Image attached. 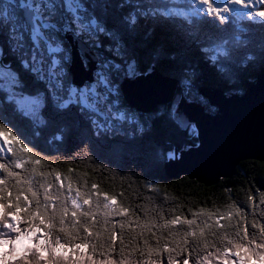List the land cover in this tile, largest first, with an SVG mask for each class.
Returning a JSON list of instances; mask_svg holds the SVG:
<instances>
[{"label": "trees", "instance_id": "obj_1", "mask_svg": "<svg viewBox=\"0 0 264 264\" xmlns=\"http://www.w3.org/2000/svg\"><path fill=\"white\" fill-rule=\"evenodd\" d=\"M8 1L10 0L2 1L4 7L0 8V12L8 11L11 14L15 5L12 2L9 5ZM18 2L19 0H16V3ZM134 2L147 10L168 8L190 11V8L187 7V0L175 4L165 3V0H111V8L108 10L112 11L115 6L114 10L117 15L118 8V17L121 22H124L128 13L126 8L131 9V4ZM259 6L264 10V6ZM15 11L23 16L19 9H15ZM226 15L229 16V14ZM97 17L98 23L106 29L105 33L113 32L112 25L106 18ZM137 18H139V22L136 25H129L128 32L129 34L136 33L138 38L145 41V44L137 45L138 48L131 47V50L120 45L119 53H117V48H110L114 47V44L118 46L117 43L113 44L114 41L112 42L102 35L106 44L110 46L103 47L111 53V58L118 62L121 60L123 67L131 65L135 70L137 69L138 74H143L149 67L155 65L163 76L179 81L176 96H183L184 85H188L190 92L186 91L187 96L185 95L184 98L204 106L210 114L216 113L217 109L210 107L199 96L198 88L221 90L227 96H242L247 88L256 82L260 71L264 69V48L257 40L259 38L258 31L264 36V23H260L259 18H256L254 22L252 19L242 16L240 17L243 18L241 23L235 28L234 26L220 25L217 19L216 21L210 19L212 17L207 21L204 17L203 19L193 18L191 22H186L182 18L163 17L157 13L156 15L149 14L147 17L139 15ZM142 18L143 20L140 21ZM162 22L166 23L170 31L163 27ZM11 29L12 22L0 17V46L4 47L6 41L14 43V40L10 39ZM71 33L74 35V32L71 31ZM163 35L168 37L171 44L170 46L164 45L162 49L158 50L157 44ZM26 36L24 38H27ZM76 37L84 40L81 35ZM59 39L68 50L67 52H70L64 34ZM119 40H123L122 36ZM173 43L179 45L177 44L178 46L175 48ZM29 45L25 41V46L30 50L31 45ZM89 48L99 59V54L90 46ZM155 54L164 55L162 63H160L161 66L158 65ZM176 58H179V61L172 63V66L165 65L167 61H174ZM178 64L181 69L176 67ZM17 67L12 66L15 71H17ZM68 67L69 64L66 66L67 72ZM67 74L68 85L71 83V78L69 73ZM125 75V72L124 74L117 73L114 77L117 94L115 101L117 108H120L127 117L130 116L136 120L131 129L125 126V123L120 127V122H117L118 126L112 124L115 126L112 130L98 129L82 114L79 105L71 106L66 112L74 111L76 116L58 112L60 116H57L52 112L49 124L43 126L45 128H36L30 119L23 118L14 111V105L7 99V95L0 92V124L9 128L17 139L31 149L30 153H18L16 156L7 152L0 153V163H5L11 170L19 173L21 180L25 177L31 178V169L36 168V187H39V182H42L40 173H47V179L55 185L49 189V192L53 195L52 203L57 207L60 201L69 195V183L73 188L72 196H75L77 189L82 193L92 192L91 186L96 184L101 192L115 195L117 204L130 210L127 216L109 217L111 223L116 225L117 240L113 249H97L93 255L96 264H107L109 259L113 261V264H119V261L125 257L128 258L126 264L129 260L131 264H145V261H150V264H169V259L172 264H175L176 261L180 259L184 261L185 258L189 263H194L198 259H203V256L209 251L215 254V258L209 257L211 262L215 263L221 259L216 253V249L222 247L220 236L225 231L234 232L238 225L244 226L247 223L249 230L258 234V229H252L251 223L253 221H257L258 225L264 223V203H261V198H264V162H242L229 179L220 180L216 185L210 187L187 177H180L176 180L168 179L163 167L167 155L172 154L174 150L182 151L192 147L197 142L196 138L189 133V130H181L173 121L170 105L158 107L148 115L132 110L123 101L119 89L118 79ZM93 77L95 82V73ZM45 88L47 93L44 91ZM52 88L54 89L55 86ZM38 90L39 93L44 91L47 96L49 95L50 89L45 87V82H41ZM100 101L104 102L102 97ZM102 108L104 109H100V112L107 115L110 120L117 114L114 110H109L111 107L108 103H104ZM164 109L169 110L165 111ZM158 111L162 112L161 120L153 127L148 118L153 117L151 115ZM114 122L116 123V121ZM125 122L128 121L125 120ZM137 124L146 127L144 135L136 130ZM66 125L71 130L62 132ZM57 135H61L62 138L56 139ZM0 143L7 146L14 144L15 141L7 138L6 133L0 131ZM33 154L40 159L39 165L30 160L23 168L15 167V161L21 155L27 158ZM56 174L62 177V182L55 180ZM0 178L8 182L4 195L5 203L9 204L10 215L12 211L16 210L11 206L18 191L15 187L16 181L7 177L3 172H0ZM57 190L62 193L60 201L55 199ZM25 194L30 197L29 193ZM38 198L43 202V189H40ZM100 199L102 200L103 196ZM21 201H23V197H21ZM67 206L69 209L71 208L70 200L67 201ZM83 207L86 209L88 206L84 205ZM239 211H243L245 217H241ZM0 212L2 213L3 210L0 209ZM224 213L227 215L222 216L221 214ZM208 214L212 215L211 220H208ZM19 215L23 218L26 213L20 212ZM161 215L164 217L163 220L160 219ZM176 216H180L182 220L196 218L197 224L208 220L213 228L206 229L205 239L215 244V247L210 246L202 251L203 243L199 242V246H197L198 242L194 238L188 237L190 243L187 246L181 245L186 247L187 251L177 255L176 251H172V249L176 247L177 242L183 241V233L192 229H189L186 224H169L168 228L162 227ZM98 218L102 220V214ZM217 219L220 220L219 225L215 223ZM70 220L71 213L69 212L66 222H70ZM121 222H125L123 229L119 226ZM145 222L151 229L150 231L141 227ZM35 223H39V221H35ZM221 225H225L226 228ZM19 227L26 228L27 224L20 223ZM98 230L103 231L99 226ZM53 231L57 230L53 229ZM172 232H177L178 235L173 237ZM213 232L215 235L212 234ZM153 233L156 235L154 236ZM11 235L14 237L15 234ZM57 235L63 236L58 232ZM145 241H147V245ZM164 247L169 248V252H164L162 250ZM121 248L124 249L123 252L120 251ZM149 248L160 249L159 254L157 255L155 251L149 253ZM193 248L196 250L192 251ZM140 249H143V254ZM86 251L91 253V248Z\"/></svg>", "mask_w": 264, "mask_h": 264}, {"label": "snow or ice", "instance_id": "obj_2", "mask_svg": "<svg viewBox=\"0 0 264 264\" xmlns=\"http://www.w3.org/2000/svg\"><path fill=\"white\" fill-rule=\"evenodd\" d=\"M15 5L11 14L8 11L0 12V17L12 22V36L16 43L9 47V52L12 54L20 52L17 60L22 69L37 75L38 79L46 80L51 77L56 87L53 89L49 85V95L47 98L43 94H26L22 91L23 84L19 79L18 73L12 68L11 63L0 65V92L7 93V99L14 102V111L21 117L26 119H38L40 124H45V117L37 111L45 106L46 99H51L53 108L58 113H66L70 106L80 105L81 110H89L97 112V104L100 99L107 101L109 96L114 94V88L109 78V73L112 70H118L119 65L113 64L110 61L104 60L98 66L96 73V81L82 89L75 86L65 87L64 73L62 71V61H67V50L63 42L55 33H68L73 31L74 35L80 36L85 30L92 32H105L106 29L98 23V17L94 9L99 5L92 4V11L83 2V0H11ZM184 0H165V3H183ZM257 2L264 6V0H187V7L190 11L180 9L157 8L152 9L151 14L159 13L163 17L182 18L186 22H191L193 18L203 19L205 16H214L221 22H228V16L225 14L237 13L254 22L259 18L260 23H264V10L256 7ZM237 6V7H233ZM15 9H19L21 16ZM251 9V10H249ZM63 13L71 17V25L65 21L63 27L58 23L52 22L53 17L64 19ZM145 15L149 13H144ZM137 16L132 15L128 19L129 24H135ZM27 35L31 41V57L27 58V53L22 51L25 47L23 43L24 36ZM112 35V33H109ZM120 45L117 46L119 53ZM207 51V50H205ZM5 49L0 46V58L4 56ZM39 54V58H38ZM48 57L47 74H45V59ZM214 58V57H213ZM131 68V65H129ZM187 83V81H185ZM110 110V109H109ZM107 119V117H106ZM112 119H118L121 122L129 119L124 113L115 114ZM96 127H102L95 120L92 121ZM71 129L66 125L62 132H68ZM0 131L6 133L7 138L15 141L14 144L5 146L0 143V153H11L16 156L18 153H30V147L17 139L9 128L0 124ZM61 135H57L56 139H61ZM18 146V147H17ZM34 161L36 165L41 163L36 156L30 155L25 158L21 155L15 161L17 169L23 168L29 161ZM0 172L6 174L7 177L13 178L16 181L15 187L18 191L12 202V207L16 210L9 215V204L5 203V189L8 182L0 178V209L3 210L0 214V264H96L93 255L98 248L113 249L117 240L118 234L115 232L116 225L111 223L109 217L127 216L129 209L117 204V197L107 192H101L98 185L93 184L92 192H81L76 190L75 196L71 195L73 191L72 184H68L69 195L60 201L62 193L57 190L55 199L60 201L59 206L52 203L53 195L49 189L55 185L47 179V173H40L42 182H39V187H36L35 174L36 168H32L30 177H25L21 180L19 173L11 170L5 163H0ZM71 179V178H65ZM55 180L62 182V177L56 174ZM40 189H43V202L38 198ZM25 193H29L26 195ZM11 196V193H9ZM95 196V199H93ZM103 196L101 200L100 197ZM23 197V201H21ZM71 201V208L67 206V201ZM82 201V203H81ZM261 203H264V198H261ZM34 204V207H33ZM87 205L85 209L83 206ZM115 205V207H113ZM50 208L52 209L50 211ZM24 212L26 215L21 218L19 213ZM69 212L71 213L70 222H66ZM102 214L103 219L98 217ZM222 216L227 213L221 214ZM241 217H245L243 211H239ZM163 220V215L160 216ZM212 219V215L208 214V220ZM208 220L197 224V219H181L176 216L168 223L162 225L168 228L170 225L186 224L191 231L183 233L184 239L182 242H177L176 247L172 251H176L177 255L187 251L186 247L190 241L188 237L194 238L196 242L203 243V249L215 247V244L205 239L206 229H212L213 225L208 223ZM39 221V223H35ZM58 221V223H57ZM20 223L27 224L26 228L19 227ZM125 222L120 223V228L123 229ZM220 224V220L215 221ZM111 224V227L109 225ZM99 228L103 231L98 230ZM195 226V228H193ZM141 227L151 230L147 222ZM221 227L226 228L225 225ZM252 229H258L257 232H252L247 227L237 226L234 232L225 231L220 236V244L222 247L216 249L223 260V264H229L231 254L237 258L238 264H255L259 261L264 264V223L258 225L257 221L251 223ZM53 229L57 231L54 232ZM82 229V232H81ZM2 230H7V234ZM197 230H199L197 232ZM58 233L63 234L61 237ZM243 233V234H241ZM10 234H15L11 237ZM215 235V233H212ZM8 238H5V236ZM155 236L156 233H153ZM173 237L177 236V232H172ZM79 241V242H77ZM123 243V240H121ZM147 245V241H145ZM10 246V247H9ZM7 248V250H5ZM91 248V253L86 250ZM164 252H169V248L164 247ZM196 249L193 248L192 251ZM124 251L123 248L120 249ZM153 251L159 254L160 249L149 248V253ZM143 254V249H140ZM209 257L215 258V254L211 251L203 256V261L197 260L195 264H212ZM127 257L121 259L119 264H126ZM233 261L232 264H237ZM107 264H113L111 259ZM131 264V261H128ZM145 264H150V261H145ZM169 264H172L169 259ZM183 264H189L185 259Z\"/></svg>", "mask_w": 264, "mask_h": 264}, {"label": "water", "instance_id": "obj_3", "mask_svg": "<svg viewBox=\"0 0 264 264\" xmlns=\"http://www.w3.org/2000/svg\"><path fill=\"white\" fill-rule=\"evenodd\" d=\"M64 38L70 47L71 84L79 88L86 82L93 83L99 62L96 54L83 47L71 33H65ZM118 82L123 101L143 115L170 105L179 88V81L163 76L155 65L137 76H121ZM197 92L217 111L210 114L199 103L185 104L184 98H179L171 117L181 130L191 126L197 143L167 155L163 165L166 177L174 180L187 177L210 187L229 179L242 162L263 163L264 69L242 96H227L206 87L198 88Z\"/></svg>", "mask_w": 264, "mask_h": 264}, {"label": "rangeland", "instance_id": "obj_4", "mask_svg": "<svg viewBox=\"0 0 264 264\" xmlns=\"http://www.w3.org/2000/svg\"><path fill=\"white\" fill-rule=\"evenodd\" d=\"M4 0H0V8L4 7V3L2 2ZM83 2L89 7L90 11H92V4H96V5H99V7H97L96 9H94V11L96 12V15L97 16H102L104 18L107 19V21L109 22L111 26V28L113 29V32H92V31H87L85 30L82 34H81V37L84 38L83 41H81V43L84 45H82L83 47H87L89 48V46L91 48H93L94 51H96L97 54H99V62L97 64V67L100 65V63L104 60H107V61H110L111 63L113 64H117L119 65V69L118 70H112L110 73H109V78L112 82V87L114 88L115 90V82H114V77L117 75V73H121V74H124V72L126 73L125 76H129L131 77V75L133 76H136L138 75L137 73V69L135 70L134 67H131L129 68V66H125L123 67L121 64H123V62H118L117 60L114 61V59L111 58V53L109 51H107L103 46H108L106 44V41H105V38H107L108 40L110 41H114V43H117V45H122L123 47L127 48L128 50H131V47H137V45H143L145 44V41L141 40V38H138V36L136 35V33H133V34H129V25H132V24H129L128 23V19L130 16L132 15H136L137 17L139 15H142L143 17H147L149 14H151V10H147V8H143L141 7L139 4H137L136 2L132 3L131 4V9H129L128 7L126 8V12L127 13V18H125L123 21L124 22H121L119 17H118V8H117V15L115 13V6L113 8L112 11H109L108 9L111 8V0H83ZM9 5H11V0L7 2ZM13 4V3H12ZM234 8L237 7V6H233ZM256 7L257 8H260L262 10V7H258L257 4H256ZM250 10V9H249ZM144 13H149L147 15H145ZM237 13H230L229 16H228V21H230V17H234ZM226 15V14H225ZM63 16H64V19H60V18H56L57 19V22H55V18H52V22H55V23H58L61 27H63V24L65 23V21H67L70 25H71V17L68 16L66 13H63ZM141 17V16H140ZM210 18V16H205V21H207V19ZM139 18H137V22H139L138 20ZM212 19H216L214 16H212ZM142 19H140V21H142ZM135 23V25H136ZM162 25L164 28H166L167 31H170L166 25V23H163L162 22ZM75 27L73 26V31L72 32H75ZM172 30V29H171ZM71 33V31L69 32ZM109 33H112V35H109ZM63 32H60V33H55V35H57L58 37H62L63 36ZM67 34V33H66ZM72 34V33H71ZM258 34V39L260 44H261V47H263V43H264V36L263 34L258 31L257 32ZM73 35V34H72ZM102 35H105V38L103 39V36ZM75 36V35H73ZM120 36H122V41L119 40L120 39ZM27 38H24L23 39V43L25 45V41L28 42L31 47H30V50L32 48V44H31V41L29 39L28 36H26ZM76 37V36H75ZM79 39V38H77ZM103 39V40H102ZM77 41V40H76ZM80 41V40H79ZM174 42V41H173ZM16 42L14 41V43H11L9 41H6L4 47H5V53H4V56L2 58H0V65H7L9 63H11L12 66H18L17 67V73L19 75V79L20 81L22 82L23 84V88H22V91L26 94H43L45 98H47V90L45 88V92L44 91H41L39 93V90H38V86H40L41 82H45V87L47 86L49 88V85L51 84V87L55 86V83L52 81V78L51 77H47L46 80H40L38 79L37 75L35 74H32L31 72L29 71H25L24 69L21 68L18 60H17V57L20 55V52L18 51L17 53L15 54H12L9 52V47L12 46L13 44H15ZM80 43V44H81ZM171 42L170 40L168 39V37H166L165 35L161 36V38L159 39L158 41V44H157V47H158V50L162 49L164 45H168L170 46ZM178 44V43H177ZM177 44L173 43V46L176 48V46H178ZM29 45V46H30ZM89 45V46H88ZM110 47V46H108ZM110 48H117V46H115L114 44V47H110ZM90 49V48H89ZM29 49H27V47L25 46L24 49L22 51L26 52L27 53V57H31V51ZM68 51V50H67ZM67 55H68V59L67 61H62V71L64 73V84H65V87H68V86H73L71 83H69L67 85V82L68 81V74L69 72H67V68L66 66H68L69 62H70V52H67ZM155 57H157V63L159 66H161L160 63H162V59L164 57V55H157L155 54ZM8 58V59H7ZM38 58H39V54H38ZM30 59V58H29ZM45 59V74H47V68H48V57L45 56L44 57ZM8 60H9V63H8ZM176 61H179V58H176L174 61H167L166 62V66H172L174 62ZM156 62V61H155ZM178 69H181V67L179 66V64L176 66ZM23 70V72L21 71ZM99 69H96V71L94 72L95 74L97 73ZM263 72L260 71V74L259 76L261 75V73ZM32 76V78H31ZM92 83H89V82H86L82 87H77L78 89H82L84 88L85 86L87 85H90ZM184 88L185 90L182 91V97L184 98V96L186 94V91L187 92H190L188 90V85H184ZM44 89V87H43ZM248 92V91H247ZM6 95L7 93L4 92ZM115 97H117V94H116V91H114V94L109 96L108 100L107 101H104V102H99L97 104V109L98 111L97 112H91L89 110H81L82 114L86 117L87 120H90V121H93L95 120L97 122V124L101 125L102 127H99L98 129H101V130H112L114 129L115 126H118V123L117 122H120L119 125L121 127V125L123 123H125V126L129 127L130 129L133 127V125L136 123V120L133 119L132 117L129 116V119H127L128 122H121L120 120L118 119H109L107 117V115H105L103 112H100V109H104L102 108L104 103H108L111 107L110 110H114L116 113H124L120 108H117V105H116V101H115ZM180 96H175V99L173 100V102L170 104V114L172 115L173 113V110L177 108L180 100H179ZM13 105H14V102L13 101H10ZM184 102L185 104L188 102L186 98H184ZM74 106V105H73ZM169 106V105H167ZM71 107V106H70ZM80 108V105L78 106ZM51 109V110H49ZM81 109V108H80ZM165 111L166 110H169V109H164ZM37 111L42 114L46 121H49V118L52 119L51 117V114L52 112L56 113L57 116H60L53 108V103H52V100L51 99H46V103H45V106L40 109L38 108L37 106ZM73 115V116H76L75 112L74 111H70L68 113H66V115ZM125 114V113H124ZM65 115V114H63ZM79 115V114H78ZM153 117L151 118H148L150 119V124L154 127L155 125L159 124L160 120H161V116H162V112L161 111H158L156 113H154L153 115H151ZM107 117V119H106ZM32 124L36 127V128H45L43 126H46L47 123L45 124H40L39 123V120L38 119H30ZM116 121V123L114 121ZM112 124H114L115 126H113ZM145 126H141L139 124H137V128L136 130L140 133V134H145L146 133V127L144 128ZM186 130H189V133H191V135L193 134L195 136V132L192 131L191 129V126H188L186 128ZM197 143V142H196ZM194 147V146H192ZM190 148V147H188Z\"/></svg>", "mask_w": 264, "mask_h": 264}, {"label": "flooded vegetation", "instance_id": "obj_5", "mask_svg": "<svg viewBox=\"0 0 264 264\" xmlns=\"http://www.w3.org/2000/svg\"><path fill=\"white\" fill-rule=\"evenodd\" d=\"M50 119V118H49ZM47 124H49V121L46 122Z\"/></svg>", "mask_w": 264, "mask_h": 264}, {"label": "bare ground", "instance_id": "obj_6", "mask_svg": "<svg viewBox=\"0 0 264 264\" xmlns=\"http://www.w3.org/2000/svg\"><path fill=\"white\" fill-rule=\"evenodd\" d=\"M8 59V58H7ZM8 63H9V60H8ZM23 72V70H21Z\"/></svg>", "mask_w": 264, "mask_h": 264}]
</instances>
